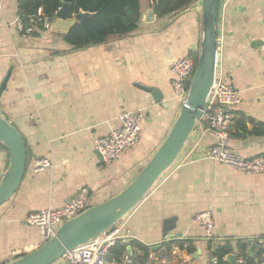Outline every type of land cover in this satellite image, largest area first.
Segmentation results:
<instances>
[{
    "label": "crops",
    "instance_id": "obj_1",
    "mask_svg": "<svg viewBox=\"0 0 264 264\" xmlns=\"http://www.w3.org/2000/svg\"><path fill=\"white\" fill-rule=\"evenodd\" d=\"M153 5L140 0L133 33L73 50L64 36L49 30L23 36L17 29V0L4 1L0 82L10 65L13 69L0 96V115L20 133L27 162L16 192L0 206V264L44 243L40 227L25 222L28 215L58 209L81 190L87 191L89 206L118 194L168 134L182 106L171 86V64L200 48L202 0L174 17L154 14L150 20ZM217 18L216 74L241 95L232 109L229 146L245 159L264 156V134L254 133L264 125V0H219ZM137 86L155 90L159 101ZM127 112L143 115L139 140L106 166L95 141L118 129ZM212 144L199 121L173 166L125 216L119 240L128 236L149 248L160 245L150 253L169 255L170 264H208L209 241L193 218L209 211L212 242L264 243V174L246 175L202 158ZM38 158L49 159L51 167L34 173ZM8 159L0 149V178ZM169 218L175 219L169 235L179 234L177 239L162 238ZM169 241L190 242L196 252L190 255L172 245L167 253L163 243Z\"/></svg>",
    "mask_w": 264,
    "mask_h": 264
},
{
    "label": "water",
    "instance_id": "obj_2",
    "mask_svg": "<svg viewBox=\"0 0 264 264\" xmlns=\"http://www.w3.org/2000/svg\"><path fill=\"white\" fill-rule=\"evenodd\" d=\"M70 2L71 0H63L55 17L47 20L51 34L66 36L76 23L90 15L79 12L67 18ZM152 2L155 3L156 0ZM218 3L219 0H202V38L187 98L168 134L135 178L118 194L64 221L55 235L36 249L3 264H54L63 259L67 252L94 243L133 211L159 178L173 166L200 120L204 102L213 83L217 57ZM149 14L148 19H153L154 11L151 10ZM12 69L13 66L10 65L0 82V96L6 90ZM137 87L150 93L155 102L159 101V94L155 90ZM0 145L6 149L9 156L7 167L0 178L1 206L16 192L25 173L27 162L22 137L4 114L0 115ZM174 223V218L163 222L162 238L171 240L180 237L179 234L169 235L174 228ZM159 248L160 245L152 246L150 250L155 251ZM127 251L130 253V247H127ZM225 261L228 264H239L234 254L228 255Z\"/></svg>",
    "mask_w": 264,
    "mask_h": 264
},
{
    "label": "built area",
    "instance_id": "obj_3",
    "mask_svg": "<svg viewBox=\"0 0 264 264\" xmlns=\"http://www.w3.org/2000/svg\"><path fill=\"white\" fill-rule=\"evenodd\" d=\"M5 0H0V9ZM42 22L43 29L49 30L50 24L47 19ZM17 29L23 36L32 32V29L23 30L18 22ZM196 61L192 56H186L176 60L171 64L172 74L171 86L175 96L183 104L187 98L189 86L196 69ZM217 65V57H216ZM241 102V95L234 90L228 81L216 74L210 87L200 120L206 132L213 138V144L202 158L226 165L238 170L246 175L264 174V156L251 159L242 158L229 146L230 130L234 124L233 108ZM143 115L141 112H127L120 117V127L112 130L106 136L95 141V150L99 154L104 165H109L118 160L124 153L133 148L138 140L141 129ZM51 167V162L47 158H38L33 161L32 169L34 173L41 172ZM88 194L86 190H81L71 201L58 209H44L27 216L25 222L32 226H38L42 230L44 242L55 235L56 230L66 220H69L86 208L88 205ZM125 218V217H124ZM123 218V219H124ZM123 219L117 223L110 231L99 237L90 245L80 246L67 252L63 260L65 264H137L136 258L128 251L123 254L119 261L109 262L107 260L108 250L120 241L127 243L128 236L120 238V230L124 227ZM193 222L198 223L204 229V238L207 241L213 239V220L209 211L197 214ZM119 237V238H118ZM171 257L166 254L157 255L149 253L144 264H170ZM237 262L241 264V261ZM208 264H217L216 258H210Z\"/></svg>",
    "mask_w": 264,
    "mask_h": 264
},
{
    "label": "trees",
    "instance_id": "obj_4",
    "mask_svg": "<svg viewBox=\"0 0 264 264\" xmlns=\"http://www.w3.org/2000/svg\"><path fill=\"white\" fill-rule=\"evenodd\" d=\"M198 0H156L153 5L154 14L157 18L174 17L189 9ZM63 0H17V18L23 30L32 29V35H38L43 31V19H52L61 8ZM79 12L90 15L83 21L76 23L64 36V41L73 49L79 50L89 46L102 44L113 37H123L137 30L141 17L140 0H71L67 18ZM199 50L191 56L197 62ZM257 135L264 134V125H258L254 130ZM0 149H6L0 145ZM7 152V151H6ZM264 239V238H262ZM176 245L178 249L187 254H194L196 249L190 242L169 241L164 242L163 247L168 253L170 247ZM127 247L136 250L137 264H144L150 248L132 240L122 244L120 241L108 250L109 262L119 261L120 257L127 252ZM207 252L210 258H216L217 264H228L225 258L234 254L241 264H261L264 257V243L258 240L248 244L241 240H225L221 243L209 241Z\"/></svg>",
    "mask_w": 264,
    "mask_h": 264
},
{
    "label": "rangeland",
    "instance_id": "obj_5",
    "mask_svg": "<svg viewBox=\"0 0 264 264\" xmlns=\"http://www.w3.org/2000/svg\"><path fill=\"white\" fill-rule=\"evenodd\" d=\"M171 263V262H170Z\"/></svg>",
    "mask_w": 264,
    "mask_h": 264
}]
</instances>
